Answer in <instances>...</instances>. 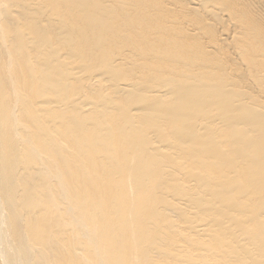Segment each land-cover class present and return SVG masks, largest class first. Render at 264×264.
<instances>
[{"label": "bare ground", "instance_id": "1", "mask_svg": "<svg viewBox=\"0 0 264 264\" xmlns=\"http://www.w3.org/2000/svg\"><path fill=\"white\" fill-rule=\"evenodd\" d=\"M0 264H264V0H0Z\"/></svg>", "mask_w": 264, "mask_h": 264}]
</instances>
